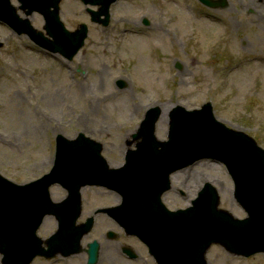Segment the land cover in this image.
I'll list each match as a JSON object with an SVG mask.
<instances>
[{"label": "rangeland", "instance_id": "obj_1", "mask_svg": "<svg viewBox=\"0 0 264 264\" xmlns=\"http://www.w3.org/2000/svg\"><path fill=\"white\" fill-rule=\"evenodd\" d=\"M250 1L117 0L105 27L97 19L91 21L88 12L99 7L62 0L59 17L66 29L75 32L85 25L88 31L71 61L48 53L27 34L18 35L0 22V174L17 184L42 178L55 163L58 136L66 137L81 154L86 138L93 139L109 166L119 167L128 150L125 142L130 137L142 140L140 125L153 106L161 109L154 125L158 140H168L170 116L178 107L202 110L210 103L217 120L244 132L264 150V8L257 1L259 9L241 10ZM9 3L36 32L45 33L39 14L25 16L17 0ZM123 29L133 32L125 34ZM185 118L176 114L173 122L178 125ZM184 159L192 164L172 176L175 190L163 198L168 209L189 206L209 183L218 194L219 209L237 219L245 217L220 162H197L193 154ZM49 192L54 204L67 198L60 186ZM81 193L78 222L91 218L93 229L82 239L80 253L66 259L37 257L31 264H86L92 240L99 244L96 264H155L146 247L125 236L108 216L109 207L120 204L116 193L99 187H86ZM56 227L54 218L47 216L36 234L48 241ZM124 249L137 259L125 258ZM206 260L264 264V255L243 259L214 245Z\"/></svg>", "mask_w": 264, "mask_h": 264}, {"label": "water", "instance_id": "obj_2", "mask_svg": "<svg viewBox=\"0 0 264 264\" xmlns=\"http://www.w3.org/2000/svg\"><path fill=\"white\" fill-rule=\"evenodd\" d=\"M18 1L21 9L28 8L27 15L37 11L44 16V29L55 41L50 43L32 29L28 20L20 19L9 0H0V21L18 34H27L37 44L49 46L45 48L52 52L72 59L82 47L87 33L84 27L73 34L65 31L58 18L60 0ZM82 1L102 4L99 0ZM108 2L103 3L105 11ZM176 112L186 118L178 125L172 121L169 139L174 142L167 147L164 156L155 159V166L142 182V187L135 185L137 180L129 184L130 174L103 181L106 175L101 170L107 166L99 154L100 147L86 139L85 152L81 154L62 137L58 138L56 160L49 174L23 186L0 176V253L4 264H27L37 255L53 257L60 253L64 256L79 253L80 241L93 225L90 218L81 227H75L81 212L79 191L84 185H104L120 193L123 203L111 210V216L127 234L136 236L150 246L157 264H207L204 257L212 244L242 257L264 254V151L246 135L226 131V128L224 130L213 119L208 105L204 106L201 114L178 108L172 115ZM158 113V109L150 112L147 138L152 135ZM205 116L208 120H205ZM66 151L74 154L68 156ZM189 154L198 158H212L227 167L233 179L236 201L247 215L245 219L238 220L219 210L218 194L210 184H206L202 190L199 204L195 207L176 213L162 211L167 213L162 219H167V225L161 226L159 220L148 213L142 205L140 191L151 196L147 201L151 211L155 214L160 212L163 209L160 196L169 187L168 176L175 170L173 165H182L177 160ZM132 162L135 163V160L129 157L128 163ZM77 171L81 173H75ZM54 184L61 185L68 192L66 200L60 204H54L50 199L49 188ZM47 215L56 217L58 231L47 241V249H44L36 232ZM87 253V264H96L97 242L89 244ZM126 253L130 259L136 258L132 251L126 250Z\"/></svg>", "mask_w": 264, "mask_h": 264}, {"label": "flooded vegetation", "instance_id": "obj_3", "mask_svg": "<svg viewBox=\"0 0 264 264\" xmlns=\"http://www.w3.org/2000/svg\"><path fill=\"white\" fill-rule=\"evenodd\" d=\"M257 1H259V2H261L262 3V7L264 8V0H251L250 1V3H243V5H242V7H241V10L243 9L244 11L245 10H248V9H250L251 7L252 8H256V9H259L258 7H260L259 5H258V2ZM249 2V1H248ZM264 15V14H263ZM177 173V172H176ZM175 174V173H174ZM174 174H172L171 176H170V181H171V183H172V176L174 175ZM173 190H175L174 189V186L171 184V188H170V190L167 192V193H169V192H171V191H173ZM176 193H179V194H181V191H179V192H177L176 191ZM182 195V194H181Z\"/></svg>", "mask_w": 264, "mask_h": 264}, {"label": "bare ground", "instance_id": "obj_4", "mask_svg": "<svg viewBox=\"0 0 264 264\" xmlns=\"http://www.w3.org/2000/svg\"><path fill=\"white\" fill-rule=\"evenodd\" d=\"M144 107H146V106H144ZM148 108V107H147ZM164 109V111L163 112H166V111H168V109L167 108H163ZM162 122V124L164 123V120H162L161 121ZM131 144V141H130V139L129 140H127V145L129 146ZM117 201H118V197H117V199H116ZM46 247H47V245H46Z\"/></svg>", "mask_w": 264, "mask_h": 264}]
</instances>
